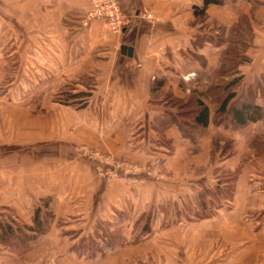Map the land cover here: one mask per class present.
I'll list each match as a JSON object with an SVG mask.
<instances>
[{
	"label": "crops",
	"instance_id": "0c3cea01",
	"mask_svg": "<svg viewBox=\"0 0 264 264\" xmlns=\"http://www.w3.org/2000/svg\"><path fill=\"white\" fill-rule=\"evenodd\" d=\"M116 1L121 33L101 20L79 29L90 0H0L2 65L11 43L19 58L41 59L29 72L41 97L23 103L40 111L18 115L33 129L19 124L11 136L32 138L42 162L14 200H44L51 214L28 252L4 250L0 264H264V0L211 4L205 20L193 14L202 0ZM241 17L248 61L228 71V43L213 44L204 29L226 37ZM229 92L226 110L252 103L261 119L239 124L217 112ZM197 100L208 109L205 127L188 114ZM80 146L158 163L167 176L134 187L104 181ZM221 169L234 174L230 197L204 210Z\"/></svg>",
	"mask_w": 264,
	"mask_h": 264
},
{
	"label": "rangeland",
	"instance_id": "374dc122",
	"mask_svg": "<svg viewBox=\"0 0 264 264\" xmlns=\"http://www.w3.org/2000/svg\"><path fill=\"white\" fill-rule=\"evenodd\" d=\"M254 8H256V6H254ZM81 19L79 22V29L87 30L89 28V25L85 28L82 27ZM209 26L208 29H204V32L210 31L211 33H214L215 30H218L214 26ZM33 48H35V45L34 47H32V49ZM1 60L2 59H0V256L3 255L2 252L4 250L7 252H12L16 255H21L24 252L29 251L30 246L33 244L35 238L39 236L37 235L31 240L28 239V237H30V235L32 234L28 231V227L33 226L32 219L34 210L36 208L40 209L39 220L43 224L44 232L47 230L51 222L49 202H46L44 200L39 202H18L17 200H14L19 196V193L21 194V190H23L19 188V183L33 182L35 180V177L29 174L33 172V169H30L34 167V163L42 162V150H36L35 142L32 138H24L22 136L19 139L20 134L18 135V133L15 132L17 130H13L15 134L14 136H11L12 129L17 128L19 124H27L26 126L28 128L33 129V127L28 126L29 121H24L21 123L19 121L18 115L19 113H27L28 116L32 115V117H28V119L33 120V115L40 111L39 106L34 105V103L27 105H24L23 103L25 101V98H32V102L34 101L33 99L35 96L36 98L41 97V93L37 92L38 90L35 86L34 74L29 73L34 70V62L38 60L40 62L41 59H36L32 56L27 58L25 57L24 59L19 58L16 49L14 48V44L11 43L10 54L7 58H5V66L2 65ZM43 61L45 60L43 59ZM26 73H28L27 76H25ZM44 92L45 90L43 91V93ZM47 92L49 93L48 90ZM5 115H7L8 119L11 118L13 120L4 121L2 118ZM30 122L33 124V121ZM3 131L6 133H4ZM3 133L7 134V138L3 137ZM31 141L33 142L29 143ZM222 146L228 148V141L224 140ZM89 149H92V151H98L99 153L111 155L109 153L101 152L93 148ZM79 155L83 157L81 154ZM111 156L116 157L114 155ZM116 158L122 159L119 157ZM83 159L88 160L95 170V164L92 160L86 157H83ZM126 162L130 163L128 161ZM160 173L162 177L158 178L157 180L163 179L167 176L163 170H160ZM98 177L102 179L100 176ZM215 179L216 186L212 188L213 192L208 191L210 194L205 196L204 201L201 202V206H203L204 210L223 208V206L226 204L224 201L230 197V194L232 192V186L234 182L233 173L221 169L219 170ZM130 186L134 187L132 185ZM7 226H10L12 231L8 234H5L3 231ZM25 262L28 263L29 261L27 260Z\"/></svg>",
	"mask_w": 264,
	"mask_h": 264
},
{
	"label": "trees",
	"instance_id": "16d2710c",
	"mask_svg": "<svg viewBox=\"0 0 264 264\" xmlns=\"http://www.w3.org/2000/svg\"><path fill=\"white\" fill-rule=\"evenodd\" d=\"M225 1L226 0H202L200 7H193V14L197 19L205 20V10L209 5H222ZM217 29L218 30H215L214 32L215 35L213 37H208V40L215 45L228 43L222 52L221 57V63L226 65L228 71L234 70L241 63L248 61V58L243 54L248 47L247 40L250 38L251 31L247 18L241 17L238 22L229 29L226 37H224V29ZM202 39L205 41V38ZM238 81L239 79H233L231 83L235 84ZM233 97L234 93H227L225 97L221 99L217 112H225L230 114L231 121L239 124H244L246 122H256L261 119V108L253 105L252 103H242L239 106L229 107V109L226 110L227 104L231 101V99H233ZM186 106L189 108L188 114H193L192 121L205 127L208 122L207 107L199 100L195 101L191 106L190 103H187ZM205 192H207L208 195L210 194L208 191ZM39 212V208L34 210L32 219L33 226L28 227V231L32 233L30 237H28L29 240L44 232L43 224L39 220ZM11 231V227L7 226L3 232L8 234Z\"/></svg>",
	"mask_w": 264,
	"mask_h": 264
},
{
	"label": "built area",
	"instance_id": "2783aa9c",
	"mask_svg": "<svg viewBox=\"0 0 264 264\" xmlns=\"http://www.w3.org/2000/svg\"><path fill=\"white\" fill-rule=\"evenodd\" d=\"M147 19H152L150 14H144ZM101 20L104 26L113 33H120L126 24V17L121 12L116 0H90L81 26L87 27L92 21ZM78 153L92 160L98 176L107 182L118 181L132 186L145 183L148 179L162 177L158 163L139 165L127 163L111 155L92 151L88 147H80Z\"/></svg>",
	"mask_w": 264,
	"mask_h": 264
},
{
	"label": "water",
	"instance_id": "95a60500",
	"mask_svg": "<svg viewBox=\"0 0 264 264\" xmlns=\"http://www.w3.org/2000/svg\"><path fill=\"white\" fill-rule=\"evenodd\" d=\"M121 50L124 52V51H128L130 52V49H127L126 47H122Z\"/></svg>",
	"mask_w": 264,
	"mask_h": 264
}]
</instances>
